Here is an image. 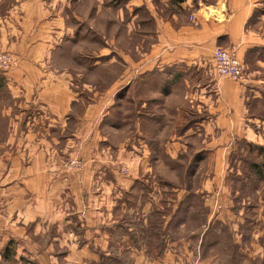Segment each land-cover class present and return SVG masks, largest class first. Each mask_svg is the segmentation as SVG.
Masks as SVG:
<instances>
[{
    "label": "crops",
    "instance_id": "obj_1",
    "mask_svg": "<svg viewBox=\"0 0 264 264\" xmlns=\"http://www.w3.org/2000/svg\"><path fill=\"white\" fill-rule=\"evenodd\" d=\"M152 2H128L149 16L130 13L124 50L70 0H0V52L16 59L0 74V264H211L249 223L250 189L231 177L241 145L264 147L260 0H187L167 17ZM219 47L237 49L242 83L216 77ZM76 155L84 167L65 170ZM185 156L186 178L210 162L201 186L159 180Z\"/></svg>",
    "mask_w": 264,
    "mask_h": 264
},
{
    "label": "rangeland",
    "instance_id": "obj_2",
    "mask_svg": "<svg viewBox=\"0 0 264 264\" xmlns=\"http://www.w3.org/2000/svg\"><path fill=\"white\" fill-rule=\"evenodd\" d=\"M130 0H70L75 11L83 16L85 19L89 20V23L94 30L98 31L99 34L104 35L107 45L106 48L120 47L124 50H128L130 43L126 41V35L124 32L125 23L129 22L132 18L130 13L134 16L135 12L128 11V6ZM161 0H153V10H156L159 16L167 17L175 12V6L168 5L165 3L161 4ZM130 7V6H129ZM132 8V7H130ZM125 9L127 12L123 13ZM124 10V11H125ZM138 20L144 22L148 19L147 13L142 9L138 12ZM123 20V22L121 21ZM251 30L258 32L264 37V0H260L255 16L252 18L248 25ZM143 34V31H140ZM139 38V43H140ZM145 41V40H144ZM143 42V47L141 50L145 49V42ZM101 49L98 46L97 38L91 41L90 54L91 56L97 54L98 50ZM108 69V71H107ZM107 75L105 77L113 76L115 69L113 67L107 66L105 68ZM103 76V77H104ZM91 77H102L98 75L91 74ZM158 77H166V75ZM95 82V78H93ZM188 157L181 162H169L168 166L170 169H175L177 171L170 170L169 176L163 173H167V169L163 170V177H159V180L167 181L171 186H180L183 183L192 186H201L206 180L205 176L208 171H210V162H202L200 176L195 178L183 177L180 170L188 169L191 171L194 167V162L190 164L187 162ZM116 162V161H115ZM259 164L263 165L264 160H258ZM189 166V167H188ZM161 170V166H159ZM197 167V166H196ZM199 169V167H198ZM188 173V172H187ZM249 187L248 193L244 196L248 197V206H254L255 209L248 211L245 209V205L242 204L243 215L248 217L249 223L244 224V227L236 226L234 231L232 230L233 247L230 243V238L224 234L221 237V244L217 248V253L213 255L216 257L215 261L211 264H264V174L260 177L252 176L249 178V183L246 184ZM249 213V215H248ZM242 228V229H241ZM243 235V238L240 236ZM238 236V239H237ZM64 264V259H59V264ZM109 264H113L112 261Z\"/></svg>",
    "mask_w": 264,
    "mask_h": 264
},
{
    "label": "built area",
    "instance_id": "obj_3",
    "mask_svg": "<svg viewBox=\"0 0 264 264\" xmlns=\"http://www.w3.org/2000/svg\"><path fill=\"white\" fill-rule=\"evenodd\" d=\"M213 63L216 77L219 79H229L242 83L245 80L246 67L244 62L238 57L237 49L217 48L213 55ZM16 64V59L8 54L0 52V74L8 73ZM84 161L78 155L65 164V170L70 172L80 171L84 167ZM112 168L123 176H129V167L120 162H111Z\"/></svg>",
    "mask_w": 264,
    "mask_h": 264
},
{
    "label": "trees",
    "instance_id": "obj_4",
    "mask_svg": "<svg viewBox=\"0 0 264 264\" xmlns=\"http://www.w3.org/2000/svg\"><path fill=\"white\" fill-rule=\"evenodd\" d=\"M172 6H180L184 4L187 0H165ZM241 148L245 150L247 153L246 157L242 158V175L243 176H232L231 180L233 183L234 188L240 189L243 194L244 187H248L246 184L249 183V178L252 176V173L258 177L261 174H264V164L261 165L257 161L264 160V147L256 146V145H241ZM256 154V155H254Z\"/></svg>",
    "mask_w": 264,
    "mask_h": 264
},
{
    "label": "bare ground",
    "instance_id": "obj_5",
    "mask_svg": "<svg viewBox=\"0 0 264 264\" xmlns=\"http://www.w3.org/2000/svg\"><path fill=\"white\" fill-rule=\"evenodd\" d=\"M213 14V13H212Z\"/></svg>",
    "mask_w": 264,
    "mask_h": 264
}]
</instances>
